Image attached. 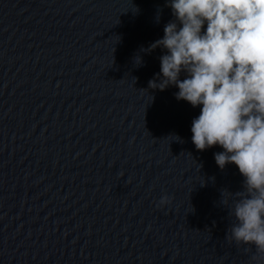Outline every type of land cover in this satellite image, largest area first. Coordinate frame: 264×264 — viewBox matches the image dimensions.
I'll list each match as a JSON object with an SVG mask.
<instances>
[{"label":"water","instance_id":"95a60500","mask_svg":"<svg viewBox=\"0 0 264 264\" xmlns=\"http://www.w3.org/2000/svg\"><path fill=\"white\" fill-rule=\"evenodd\" d=\"M174 19L165 0H0V264H264L226 238L244 178L196 150L202 106L148 87L166 49H141Z\"/></svg>","mask_w":264,"mask_h":264},{"label":"clouds","instance_id":"9594fccd","mask_svg":"<svg viewBox=\"0 0 264 264\" xmlns=\"http://www.w3.org/2000/svg\"><path fill=\"white\" fill-rule=\"evenodd\" d=\"M165 2L175 19L161 39L141 49H166L148 87L175 86L177 100L202 106L191 126L196 150L221 147L217 166L235 164L244 178L242 191L221 193L234 218L226 238L264 256V0ZM169 202L164 196L159 204Z\"/></svg>","mask_w":264,"mask_h":264}]
</instances>
